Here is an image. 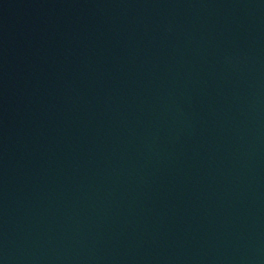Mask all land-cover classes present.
I'll use <instances>...</instances> for the list:
<instances>
[{
  "label": "water",
  "instance_id": "1",
  "mask_svg": "<svg viewBox=\"0 0 264 264\" xmlns=\"http://www.w3.org/2000/svg\"><path fill=\"white\" fill-rule=\"evenodd\" d=\"M0 264H264V0H0Z\"/></svg>",
  "mask_w": 264,
  "mask_h": 264
}]
</instances>
